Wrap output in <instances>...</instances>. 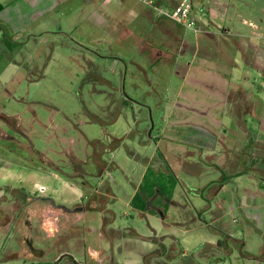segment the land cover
<instances>
[{
    "label": "rangeland",
    "instance_id": "obj_1",
    "mask_svg": "<svg viewBox=\"0 0 264 264\" xmlns=\"http://www.w3.org/2000/svg\"><path fill=\"white\" fill-rule=\"evenodd\" d=\"M175 1L119 29L101 0H0V264H264L216 244L264 257V0H192V29ZM148 165L166 211L131 205Z\"/></svg>",
    "mask_w": 264,
    "mask_h": 264
},
{
    "label": "trees",
    "instance_id": "obj_2",
    "mask_svg": "<svg viewBox=\"0 0 264 264\" xmlns=\"http://www.w3.org/2000/svg\"><path fill=\"white\" fill-rule=\"evenodd\" d=\"M251 142L252 145L255 144L252 139ZM160 169L161 167L157 165L147 166L146 171L142 177V181L136 187V191L131 198L132 207L141 211L149 210L154 212L152 208H148V200H149L152 203V205L153 204L158 205V203L160 204L164 203L163 204L164 210L165 211L167 210L168 203H170V200L172 198L173 189L177 184V180L173 176L164 179L160 175V171H161ZM242 173H244L243 170H241L240 172H236L235 174H233V176L236 177ZM220 180H221V185L227 182L226 176L224 174L221 176ZM159 195L163 196V198L166 199V202L159 200L158 199ZM103 210H104V217H103L102 225H103V230H105L104 228L110 223L112 215L111 213H109L110 212L109 210L107 209H103ZM217 244L220 245L221 248L226 245L224 240L219 241Z\"/></svg>",
    "mask_w": 264,
    "mask_h": 264
},
{
    "label": "crops",
    "instance_id": "obj_3",
    "mask_svg": "<svg viewBox=\"0 0 264 264\" xmlns=\"http://www.w3.org/2000/svg\"><path fill=\"white\" fill-rule=\"evenodd\" d=\"M90 1L94 2L95 0H90ZM140 3L138 0H101L100 7L103 8V10L107 13L108 15L107 18H110L112 20L114 26H116L119 29H122L125 27L124 25H128L129 23H131L142 11H143L142 13H145L144 10H141ZM146 15L149 16L148 13H146ZM162 32L168 36H173L176 39L179 38V35L176 34L174 31H172L170 28H164ZM251 65L253 64L251 63ZM230 87H236V84H232L230 85ZM237 88H238L237 93L245 97L246 98L245 100L248 101V97L250 98V93H248V91H246L241 87H237ZM200 112H203L202 109H199L198 113ZM245 112H247L248 115H251V117L256 116L259 119L260 124L264 125V118H260L258 115H256L254 109L252 110L245 109ZM245 122L246 120L244 119V115H243L242 123L240 124V127L243 129L244 132H251V133L259 132V126H257L256 122L253 124L252 127L250 126L251 127L250 129L247 127ZM202 124H203L202 121H198L197 128L200 129ZM202 127H204V125H202ZM222 187L223 186H221V188Z\"/></svg>",
    "mask_w": 264,
    "mask_h": 264
},
{
    "label": "built area",
    "instance_id": "obj_4",
    "mask_svg": "<svg viewBox=\"0 0 264 264\" xmlns=\"http://www.w3.org/2000/svg\"><path fill=\"white\" fill-rule=\"evenodd\" d=\"M144 5H154L156 0H138ZM158 11L161 14L168 16L178 23L192 29L194 28V15L195 11L193 8L192 0H178L174 3L172 9L160 7Z\"/></svg>",
    "mask_w": 264,
    "mask_h": 264
},
{
    "label": "water",
    "instance_id": "obj_5",
    "mask_svg": "<svg viewBox=\"0 0 264 264\" xmlns=\"http://www.w3.org/2000/svg\"><path fill=\"white\" fill-rule=\"evenodd\" d=\"M50 202H51L52 206L61 208L62 210L66 211V212H75V211H79L82 209L81 207H79V208H77V207L76 208H68L63 204H55L53 200H51ZM227 242H228V239H227ZM243 246H244V242L242 240H239L238 253L241 257L246 258V259H255V260L264 262V257L252 256V255H247V254L243 253ZM231 251L232 250L230 249L229 253L226 254L223 258H227L230 255ZM34 252L37 254H41V252L38 250H34Z\"/></svg>",
    "mask_w": 264,
    "mask_h": 264
},
{
    "label": "flooded vegetation",
    "instance_id": "obj_6",
    "mask_svg": "<svg viewBox=\"0 0 264 264\" xmlns=\"http://www.w3.org/2000/svg\"><path fill=\"white\" fill-rule=\"evenodd\" d=\"M201 2L203 1V0H200ZM227 236V239H228V244H226V245H229V242H235V243H237V246L239 247V240L238 239H235V238H232L231 236H228V235H226ZM218 243V242H217ZM216 243V244H217ZM228 254V253H227ZM263 256V254L261 255V257Z\"/></svg>",
    "mask_w": 264,
    "mask_h": 264
}]
</instances>
